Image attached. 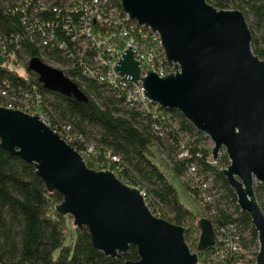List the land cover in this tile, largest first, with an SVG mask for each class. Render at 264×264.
I'll list each match as a JSON object with an SVG mask.
<instances>
[{
  "label": "water",
  "instance_id": "water-1",
  "mask_svg": "<svg viewBox=\"0 0 264 264\" xmlns=\"http://www.w3.org/2000/svg\"><path fill=\"white\" fill-rule=\"evenodd\" d=\"M131 20L149 27L162 40L166 60L176 71L165 76L140 63L130 46L116 73L142 80L143 94L166 110H177L213 142L217 160L225 150L222 172L237 203L258 232L255 264H264V210L255 192L264 183V59L252 50L253 34L240 9H218L207 0H120ZM43 86L88 101L79 85L39 57L29 61ZM0 145L31 163L49 192L63 200L61 215L72 226L88 228L94 246L114 259L135 246L139 258L125 264H198L199 253L215 245L214 224L200 217L197 252L185 228L157 216L138 187L111 170L88 166L83 155L40 116L0 106Z\"/></svg>",
  "mask_w": 264,
  "mask_h": 264
},
{
  "label": "trees",
  "instance_id": "trees-1",
  "mask_svg": "<svg viewBox=\"0 0 264 264\" xmlns=\"http://www.w3.org/2000/svg\"><path fill=\"white\" fill-rule=\"evenodd\" d=\"M77 1L0 0V43L7 49L0 50V89L21 97L24 90L35 93L32 89L37 87L48 125L84 156L89 167L114 171L119 179L144 191L148 206L157 216L182 225L186 241L197 242L198 220L181 202L170 179L187 176L190 166L195 165L197 174L211 184L207 191L212 200L203 205L204 213L216 229L237 228L242 247L252 256L249 264H255L258 232L249 214L239 207L236 193L222 172L229 158L224 152L214 160L212 150L202 145L209 137L181 112L161 106L144 111L127 105L125 93L83 75L81 67L64 73L79 85L88 101L46 89L38 75L29 70L33 57L67 62L63 49L43 43L53 37V43L63 41L72 46L70 29L79 18L73 11ZM207 1L218 9L245 13L253 34L252 50L264 59V0ZM109 2L122 11L120 0ZM181 146L189 150L187 157H179ZM158 153L167 154L170 176L157 162ZM113 156L119 161H113ZM182 183L199 203V187L189 180ZM255 192L264 210V183H257ZM62 200L61 194L48 191L33 164L0 145V264H125L139 258L137 248L131 246L121 258L114 259L94 246L87 227L74 225L70 230L72 217L61 215L56 208ZM214 248L200 252L198 264H203V258Z\"/></svg>",
  "mask_w": 264,
  "mask_h": 264
},
{
  "label": "built area",
  "instance_id": "built-area-1",
  "mask_svg": "<svg viewBox=\"0 0 264 264\" xmlns=\"http://www.w3.org/2000/svg\"><path fill=\"white\" fill-rule=\"evenodd\" d=\"M74 4L73 11L79 18L70 29L73 30L72 46L70 47L63 41L53 43V37L43 43L63 49V58L67 62H45L44 56V59H40L53 67L58 66L63 72L81 67L83 75L99 79L110 85L112 89H120L125 93L127 105L138 107L144 111H150L153 106V110L157 109L159 105L144 96L142 80L126 79L116 73L115 67L125 51L132 46L135 49L134 56L140 63L141 77H145L149 70L161 77L176 71L175 63H169L166 60L160 35L149 27L131 20L123 8L120 11L109 0H78ZM54 10L58 12L57 9ZM0 50L7 52L6 45L0 43ZM75 78L79 80L78 75ZM32 90L35 93L24 90L22 96L19 97L15 94L10 96L8 90L0 89L2 101L0 106L38 115L47 123L42 99L39 94H36L37 87L33 86ZM161 134L163 133L161 132ZM189 153L185 146H181L179 157H187ZM112 160L119 161V158L113 156ZM187 180L191 182L192 186H197L201 190L200 203L202 205L211 202L212 196L207 191L211 184L205 183L203 177L197 174L195 165L190 166ZM141 192L145 197V192ZM215 235L216 242L213 245L215 248L206 256L205 264H249V259L252 256L247 254L242 247L237 228L233 227L230 230L223 227L215 228ZM254 262H256V258H254Z\"/></svg>",
  "mask_w": 264,
  "mask_h": 264
},
{
  "label": "rangeland",
  "instance_id": "rangeland-1",
  "mask_svg": "<svg viewBox=\"0 0 264 264\" xmlns=\"http://www.w3.org/2000/svg\"><path fill=\"white\" fill-rule=\"evenodd\" d=\"M55 67H58V66H55ZM58 69H59V67H58ZM173 124H174V122H173ZM183 137L186 139L187 135H184ZM202 145L204 147H206V148H209V149L213 150L214 144H213V142L211 141L210 138L208 140L204 141ZM224 152H225L224 149L221 150L220 153H219V156L224 154ZM157 162L162 166V168L165 170L166 174L168 176H170L171 173L169 171V159L167 157V154L166 153H158ZM170 179L173 182V184L176 187V189L178 190L181 202L184 203L189 209H191L195 213V219L198 220L200 217H203V216L209 218L203 211V205L200 202L197 203L193 199V197L189 193H187L185 191L182 181H186L187 180V176L182 177L181 178L182 180L178 179V178H176L174 176H170ZM71 222H73V217L69 221V227H70L69 229L70 230L72 228H74V226L71 225ZM187 243H188V245H189V247H190L192 252H197L198 251L197 250L198 241L196 242V240H189V241H187ZM205 258L206 257L203 258V260H204V261H202L203 264H205ZM200 259H201V257L199 255V263L201 262Z\"/></svg>",
  "mask_w": 264,
  "mask_h": 264
}]
</instances>
